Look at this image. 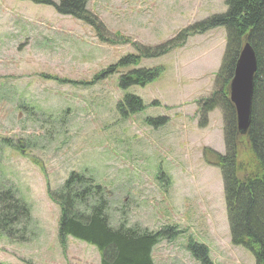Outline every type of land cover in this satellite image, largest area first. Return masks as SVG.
<instances>
[{
	"label": "rangeland",
	"instance_id": "374dc122",
	"mask_svg": "<svg viewBox=\"0 0 264 264\" xmlns=\"http://www.w3.org/2000/svg\"><path fill=\"white\" fill-rule=\"evenodd\" d=\"M84 2L95 29L45 3L0 0V189L16 190L30 209L23 232L18 225L15 236L0 233V264H99L93 245L68 236L63 248L58 240L60 208L51 194L73 171L108 195L110 226L175 227L177 235L152 248L154 264H200L186 249L190 240L207 249L211 264H255L229 236L213 154L226 147L221 110L200 108L218 97L224 28L141 56L224 12L228 1ZM127 55L139 59L95 77ZM134 70L154 75L121 87V75ZM129 95L143 108L131 112ZM155 118L163 124L152 125ZM244 142L235 152L241 168L252 165Z\"/></svg>",
	"mask_w": 264,
	"mask_h": 264
},
{
	"label": "trees",
	"instance_id": "16d2710c",
	"mask_svg": "<svg viewBox=\"0 0 264 264\" xmlns=\"http://www.w3.org/2000/svg\"><path fill=\"white\" fill-rule=\"evenodd\" d=\"M35 1L51 5L59 12L71 14L76 19L85 20L94 29L99 25L95 20L84 16V0H61L59 4L52 0ZM227 1L228 7L224 12L192 24L188 32L184 35L177 34L168 43L155 48H143L145 51L141 56L154 57L168 52L169 48L179 43L174 41V38L183 42L189 35L204 33L212 28H224L225 51L215 80L218 84V97L212 95L211 98L203 100L200 108L207 112L218 107L224 122V155L216 152L213 154L216 156L214 163L219 166L223 178L231 243L251 251L255 264H264V0ZM244 41H247L254 51L256 73L253 79L251 120L244 140L247 150L252 154V165L244 162L245 167L241 168L237 165L235 152L238 140L243 139L238 138L234 107L228 95V82L233 75L236 58ZM136 59L139 58L134 55L124 56L95 77L98 78L100 74H112L119 66L128 67L132 64L131 61L135 62ZM153 75L145 70H134L132 74L128 72L120 77L121 87L148 83ZM126 99L131 112L141 109L139 99L130 95ZM134 107L140 109H133ZM149 122L158 125L164 121L153 119ZM9 141L3 140L4 143ZM51 196L60 208L57 227L59 242L65 247L67 236H71L95 246L100 253L99 264H154L151 258L152 247L159 240L170 239L175 235V227L153 233L135 226L127 227L124 223L116 227L110 226L106 216L108 200L102 187L92 183L89 176L84 178L74 171L63 182L60 192ZM29 214L30 209L17 196L16 190L0 189V233L8 237L15 236L18 225H22L23 232L28 224ZM188 250L200 264H211L207 258V249L203 245L190 243Z\"/></svg>",
	"mask_w": 264,
	"mask_h": 264
},
{
	"label": "water",
	"instance_id": "95a60500",
	"mask_svg": "<svg viewBox=\"0 0 264 264\" xmlns=\"http://www.w3.org/2000/svg\"><path fill=\"white\" fill-rule=\"evenodd\" d=\"M236 59L233 76L228 82V95L234 106L237 129L244 134L251 120L253 79L256 73L255 54L248 42L241 45Z\"/></svg>",
	"mask_w": 264,
	"mask_h": 264
},
{
	"label": "bare ground",
	"instance_id": "6f19581e",
	"mask_svg": "<svg viewBox=\"0 0 264 264\" xmlns=\"http://www.w3.org/2000/svg\"><path fill=\"white\" fill-rule=\"evenodd\" d=\"M234 73V72H233ZM233 76V75H232ZM232 78V77H231Z\"/></svg>",
	"mask_w": 264,
	"mask_h": 264
}]
</instances>
